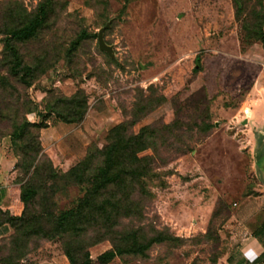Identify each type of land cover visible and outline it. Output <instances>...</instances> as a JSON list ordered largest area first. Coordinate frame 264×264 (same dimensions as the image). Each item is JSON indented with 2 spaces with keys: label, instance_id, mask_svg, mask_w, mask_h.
<instances>
[{
  "label": "rangeland",
  "instance_id": "1",
  "mask_svg": "<svg viewBox=\"0 0 264 264\" xmlns=\"http://www.w3.org/2000/svg\"><path fill=\"white\" fill-rule=\"evenodd\" d=\"M40 1L0 0V21L9 9L31 12ZM237 1L239 19L233 0H59L48 27L17 44L34 68L28 86L9 70L0 34V175L9 192L28 177L10 135L14 122L38 123L53 97L81 90L83 120L70 126L64 146L49 145L40 129L41 160L62 173L89 145L107 143L113 126L123 122L133 134L149 127L142 152L149 172L133 186V213L118 217L114 229L172 238L152 244L145 256L125 254L107 264H209L239 253L264 207V48L246 38L242 26L264 13V0ZM108 21L103 38L113 58L98 48L96 36L73 47L82 31L97 35ZM45 121L49 127L58 120ZM59 184L64 188L51 197L56 213L83 194L76 185ZM9 235L0 236V244ZM94 236L89 230L85 240L98 264L111 242ZM28 249L21 264H69L62 239L33 237Z\"/></svg>",
  "mask_w": 264,
  "mask_h": 264
},
{
  "label": "trees",
  "instance_id": "2",
  "mask_svg": "<svg viewBox=\"0 0 264 264\" xmlns=\"http://www.w3.org/2000/svg\"><path fill=\"white\" fill-rule=\"evenodd\" d=\"M233 1L235 18L239 19L240 6L237 0ZM57 2L59 0H41L34 11L9 9L1 16L4 60L12 74H21L20 79L27 86L34 78V68L25 63L17 44L36 38L48 27ZM242 26L244 36L259 41L264 48V13L259 12L251 21L244 20ZM88 36L97 37L82 31L73 41V47ZM24 75L29 78L24 79ZM86 110L87 100L80 90L70 96L53 97L45 104L42 120L38 123L26 118L14 122L10 135L13 143L20 147L22 169L28 177L17 181L18 186H11V206L0 205V226L7 224L12 230L7 242L0 244V264L26 261L28 242L33 237L62 239L63 254L69 264H92L87 249L92 243L85 240L89 230L95 232V242L103 238L111 242V247L97 256L98 264H107L114 257L125 254L145 256L152 244L172 239L162 233L147 239L139 238L137 231L121 233L114 229L118 217L133 213V186L149 172L147 157L142 154L149 127H142L133 134L127 132L123 122L113 126L108 131L107 143L89 145L84 157L62 173L57 172L50 159L41 160L39 130L47 126L45 120L53 115L58 121L77 124L83 120ZM60 181L78 186L83 194L74 199L70 207L56 213L51 197L64 188ZM15 189H18L16 198ZM37 199L39 208L35 207ZM3 249L7 253L2 254ZM219 256L211 258L209 264H216Z\"/></svg>",
  "mask_w": 264,
  "mask_h": 264
},
{
  "label": "crops",
  "instance_id": "3",
  "mask_svg": "<svg viewBox=\"0 0 264 264\" xmlns=\"http://www.w3.org/2000/svg\"><path fill=\"white\" fill-rule=\"evenodd\" d=\"M247 123H249V120L247 121ZM70 126H73V124L57 121V123L53 126H46L42 128L44 129V132H42V134H46L47 138H49L47 139L49 145L53 144L57 147L64 146L63 140L65 137H69L66 136V134L68 133V131H70ZM263 145L262 148L264 147ZM263 154L264 152H262V155ZM0 178L2 179V183L0 185V205L2 207H8V203L10 202V186H7L6 183H4L5 180L3 176L0 175ZM262 178V186H264V171L262 172ZM260 214H262L261 221L255 228L252 229L251 239L242 244V246L239 248V253H229L228 256L220 255L217 259L216 264H264V207H262V209L260 210ZM1 231L5 232L0 234V236L9 235L11 233V229L7 224H3L0 226V232ZM236 249H238V247H236L235 250ZM22 262H25V260H22ZM50 264L52 263L50 262ZM64 264L67 263L64 261Z\"/></svg>",
  "mask_w": 264,
  "mask_h": 264
},
{
  "label": "water",
  "instance_id": "4",
  "mask_svg": "<svg viewBox=\"0 0 264 264\" xmlns=\"http://www.w3.org/2000/svg\"><path fill=\"white\" fill-rule=\"evenodd\" d=\"M110 26V21L106 22L104 26H102L98 31H97V44L98 48L108 54L109 57L113 58L114 53H113V48L112 45H108L103 38V32L105 29H107Z\"/></svg>",
  "mask_w": 264,
  "mask_h": 264
}]
</instances>
